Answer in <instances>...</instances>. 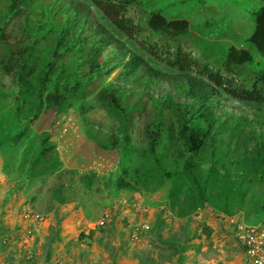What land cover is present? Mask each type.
I'll return each instance as SVG.
<instances>
[{"label":"trees","instance_id":"trees-1","mask_svg":"<svg viewBox=\"0 0 264 264\" xmlns=\"http://www.w3.org/2000/svg\"><path fill=\"white\" fill-rule=\"evenodd\" d=\"M91 1L117 30L142 36L139 45L148 54H156L154 38L169 43L168 65L177 74L132 52L82 0H0V95L11 87L21 118L14 145L42 114H52L54 125L69 112L81 113L93 97L115 121L101 147L122 159L119 189L166 185L182 215L206 208L221 217L264 220V66L249 68L253 53L264 55V4L253 14L248 48L231 46L223 58L199 63L181 46L187 20L147 13L134 0ZM130 3L141 9L139 26L127 16ZM192 68L198 76L188 73ZM244 74L250 78L238 88L226 79ZM231 99L258 107L243 109ZM22 163L29 181L59 169L48 131L39 133L36 154Z\"/></svg>","mask_w":264,"mask_h":264},{"label":"rangeland","instance_id":"rangeland-1","mask_svg":"<svg viewBox=\"0 0 264 264\" xmlns=\"http://www.w3.org/2000/svg\"><path fill=\"white\" fill-rule=\"evenodd\" d=\"M82 1L132 52L163 73L177 74L168 65L172 59L169 43L154 38L157 50L152 56L139 45L142 36H126L91 0ZM134 2H140L147 13L187 20L190 30L181 46L199 63L206 58H223L231 46L248 48L253 14L264 4L261 0ZM141 9L136 3L127 5V16L138 26L143 21ZM252 57V71L264 66V55L253 53ZM188 73L198 76L199 70L192 68ZM249 78L244 74L226 79L238 88ZM3 82L8 84L6 78ZM13 97L11 87L0 95V191L18 190L23 209L41 218L38 222L29 220L31 225H25L17 239L25 241L23 250H34L42 264H249L220 214L199 208L182 215L178 206L171 204L166 185L140 192L117 187L122 159L101 147L115 121L95 98L87 99L81 113L69 112L54 125L52 114H42L24 141L14 145L21 118L14 113ZM230 102L243 109L258 107L233 99ZM41 131H48L57 142L61 166L53 174L29 181L25 174L28 164L22 162L36 154ZM132 136L137 139L135 133ZM105 213L109 215L105 225L92 230ZM239 215L248 225H264V220L252 215ZM142 224H148L149 229L137 242L132 241V230ZM39 226L36 248L29 242ZM82 234L90 235L89 241L81 239Z\"/></svg>","mask_w":264,"mask_h":264},{"label":"built area","instance_id":"built-area-1","mask_svg":"<svg viewBox=\"0 0 264 264\" xmlns=\"http://www.w3.org/2000/svg\"><path fill=\"white\" fill-rule=\"evenodd\" d=\"M25 218L38 222L41 218L33 216L30 211L25 212ZM223 220L229 225L232 230L233 237L244 252L245 258L249 264H264V225H248L243 219L238 216H222ZM109 215L105 213L99 221L94 224L92 230L95 227L99 228L105 225L108 221ZM149 229L148 224H142L136 227L131 232V240L137 242L142 232H146ZM8 242L9 239L5 238ZM90 238L86 237L85 240L89 241ZM24 264H42L38 254L31 249L24 250L23 254Z\"/></svg>","mask_w":264,"mask_h":264},{"label":"crops","instance_id":"crops-1","mask_svg":"<svg viewBox=\"0 0 264 264\" xmlns=\"http://www.w3.org/2000/svg\"><path fill=\"white\" fill-rule=\"evenodd\" d=\"M16 189L0 191V264H24L23 243L17 239L19 233L24 231L25 225H31V221L25 218V210L21 205V196ZM36 229V228H35ZM42 227H38L35 235L30 240V245L37 248V239ZM5 238H8L7 242ZM39 246V245H38ZM42 262V259L39 258Z\"/></svg>","mask_w":264,"mask_h":264}]
</instances>
